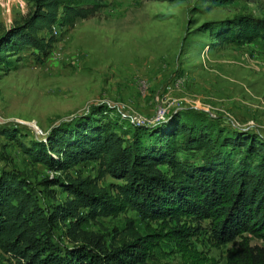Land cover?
<instances>
[{"label": "trees", "instance_id": "16d2710c", "mask_svg": "<svg viewBox=\"0 0 264 264\" xmlns=\"http://www.w3.org/2000/svg\"><path fill=\"white\" fill-rule=\"evenodd\" d=\"M30 1L33 10L23 21L3 27L0 64L25 47L35 49L42 62L56 40L54 26L71 27L104 6L102 0ZM205 29L220 44L264 40V16L236 14L207 22ZM114 111L99 103L53 125L43 138L19 141L31 163L58 173L41 185L58 186L66 197L42 206L33 183L5 165L0 252L13 264H151L154 250L170 243L180 257L176 264H219L191 241L205 221L213 247L232 244L225 264H264V249L250 244L251 237L264 243V138L188 108L145 124ZM17 133L15 125H0L9 140ZM87 161L97 164L95 177L74 170ZM106 175L121 183L102 186ZM127 210L138 214L143 231L127 218L118 242L83 227ZM59 223L70 245L54 241Z\"/></svg>", "mask_w": 264, "mask_h": 264}, {"label": "rangeland", "instance_id": "374dc122", "mask_svg": "<svg viewBox=\"0 0 264 264\" xmlns=\"http://www.w3.org/2000/svg\"><path fill=\"white\" fill-rule=\"evenodd\" d=\"M102 2L104 6L89 18L71 27L54 26L56 40L42 62L36 59L35 49L25 47L0 64V125H15L18 130L13 140L0 134V170L14 166L24 174L46 208L66 197L58 186L41 185L45 177L58 173L31 163L19 141L43 138L53 125L99 103L143 124L160 120L159 106L165 114L193 109L213 116L221 126L250 130L264 138V40L220 44L205 29L207 22L236 14L264 16V0ZM32 10L30 0H0V34L3 27L20 23ZM187 157L193 159L197 153ZM74 170L95 177L97 164L83 162ZM99 183L109 186L121 181L106 175ZM127 218L143 231L132 210L98 217L83 227L102 233L107 242H118ZM202 226L198 236L191 238L193 245L225 264L232 244L213 247L205 221ZM63 231L59 223L53 237L61 247L70 245ZM250 244L264 249L259 239L251 237ZM179 260L174 246L162 243L150 263ZM0 264L13 261L0 252Z\"/></svg>", "mask_w": 264, "mask_h": 264}, {"label": "built area", "instance_id": "2783aa9c", "mask_svg": "<svg viewBox=\"0 0 264 264\" xmlns=\"http://www.w3.org/2000/svg\"><path fill=\"white\" fill-rule=\"evenodd\" d=\"M124 116H126L124 113H122ZM164 114H165V108L162 107V106H159L157 108V118L158 119H162L164 117Z\"/></svg>", "mask_w": 264, "mask_h": 264}]
</instances>
